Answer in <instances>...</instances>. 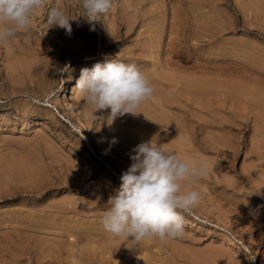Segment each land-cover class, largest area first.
Here are the masks:
<instances>
[{
	"label": "rangeland",
	"instance_id": "1",
	"mask_svg": "<svg viewBox=\"0 0 264 264\" xmlns=\"http://www.w3.org/2000/svg\"><path fill=\"white\" fill-rule=\"evenodd\" d=\"M48 5L77 17L70 35L43 8L0 44V264H264V0H111L93 24L81 0ZM112 59L154 94L111 122L75 85ZM145 141L207 174L181 182L201 193L182 237L137 244L101 218Z\"/></svg>",
	"mask_w": 264,
	"mask_h": 264
},
{
	"label": "clouds",
	"instance_id": "2",
	"mask_svg": "<svg viewBox=\"0 0 264 264\" xmlns=\"http://www.w3.org/2000/svg\"><path fill=\"white\" fill-rule=\"evenodd\" d=\"M81 7L83 13L79 17L93 24L108 13L111 0H81ZM43 8L48 9V28L56 26L71 34L70 21L77 17L66 14L62 7H50L48 0H0V44H9L19 31L29 32L33 17ZM75 91L93 114L110 109L112 122L126 114L141 113L138 109L152 97L154 87L135 64L112 59L82 68ZM131 151L132 163L122 172L121 185L109 197V207L101 218L103 229L113 237H131L137 244L146 239L166 241L182 237L186 224L183 213L200 202L201 193L183 192L181 182L205 176L207 165L194 166L152 141L141 142ZM253 193L264 196L260 189Z\"/></svg>",
	"mask_w": 264,
	"mask_h": 264
},
{
	"label": "bare ground",
	"instance_id": "3",
	"mask_svg": "<svg viewBox=\"0 0 264 264\" xmlns=\"http://www.w3.org/2000/svg\"><path fill=\"white\" fill-rule=\"evenodd\" d=\"M72 113H73V118L76 119V121H77L76 123H78L80 131L86 132V134L88 133L87 138H89V140H92L94 142L95 147L99 148L100 150H105L106 146L102 142H100L99 140H97L91 136L85 120L77 112L73 111ZM111 157H112V155H111Z\"/></svg>",
	"mask_w": 264,
	"mask_h": 264
}]
</instances>
